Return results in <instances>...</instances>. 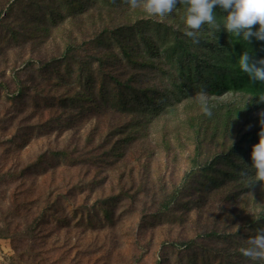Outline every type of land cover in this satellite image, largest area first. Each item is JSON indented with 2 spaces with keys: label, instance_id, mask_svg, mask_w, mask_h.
Segmentation results:
<instances>
[{
  "label": "rangeland",
  "instance_id": "374dc122",
  "mask_svg": "<svg viewBox=\"0 0 264 264\" xmlns=\"http://www.w3.org/2000/svg\"><path fill=\"white\" fill-rule=\"evenodd\" d=\"M183 12L0 0V264H261L264 103L210 92L228 33L194 43Z\"/></svg>",
  "mask_w": 264,
  "mask_h": 264
},
{
  "label": "clouds",
  "instance_id": "9594fccd",
  "mask_svg": "<svg viewBox=\"0 0 264 264\" xmlns=\"http://www.w3.org/2000/svg\"><path fill=\"white\" fill-rule=\"evenodd\" d=\"M126 3L131 9L142 8L145 15L161 21L169 18L177 5L183 3L181 30L183 35L194 43L198 41L204 25L208 26L210 33L214 31L216 34L223 29L229 36L237 38L238 42L245 45L253 39L264 42V0H126ZM216 8L224 13L221 23H218L214 16ZM253 25L256 27L253 28ZM237 64L239 70L246 74L250 81L264 83V57L254 59L252 50L246 48L238 56ZM198 95L201 112L205 116H211L207 92L201 91ZM258 99L264 102V95ZM247 104H244L242 110ZM258 115L260 116L258 140L251 146L248 165L254 176L250 178L246 173L240 174L242 182L249 184L250 187L257 181L264 182V112ZM238 226L236 225L237 230ZM246 243L247 246L242 247L240 253L253 262L264 264V225L258 227L255 235L249 237Z\"/></svg>",
  "mask_w": 264,
  "mask_h": 264
},
{
  "label": "trees",
  "instance_id": "16d2710c",
  "mask_svg": "<svg viewBox=\"0 0 264 264\" xmlns=\"http://www.w3.org/2000/svg\"><path fill=\"white\" fill-rule=\"evenodd\" d=\"M226 46L228 54L224 58L225 63L222 65L220 72L208 76L207 87L210 88V92L212 93L234 91L259 101L258 97L264 95V83L250 81L247 75L239 70L237 60L238 56L246 48L252 50L254 59L264 57V42H259L258 47L251 42L245 45L238 42L237 38H233L227 34ZM255 50H257V52H255ZM250 142L251 141H247L246 144H253Z\"/></svg>",
  "mask_w": 264,
  "mask_h": 264
}]
</instances>
